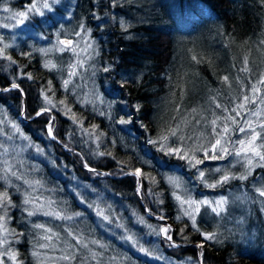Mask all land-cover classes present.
<instances>
[{
  "label": "trees",
  "instance_id": "1",
  "mask_svg": "<svg viewBox=\"0 0 264 264\" xmlns=\"http://www.w3.org/2000/svg\"><path fill=\"white\" fill-rule=\"evenodd\" d=\"M4 1L21 10L32 0L0 3ZM72 2L63 0L54 12L32 17L29 27L19 32L14 45L5 50V55L12 59L0 57V109L33 145L26 156L36 170L32 176L38 179L39 175L54 202L45 211H59L73 218L28 215L29 205L23 202L21 187L0 180V193L7 192L11 201L0 208L11 236L4 244L8 253L0 251V260L3 264H43L33 255L42 250L38 243L42 240L40 243L61 244L63 240L75 244L69 236L72 232L87 241L88 248L77 246V259L71 263L61 261L62 264H139L146 258L126 244L124 238L135 233L144 237L142 218L149 227L163 225L165 221L172 223L170 234L179 246L173 247L164 237H158L160 251L168 258L190 259L200 264H264V218L260 209L264 197L252 186L264 181V167H253L246 180L231 179L212 188L198 179L199 171L205 173L208 183L206 166L231 162L235 155L213 160L204 159L203 151L197 152L204 163L193 168L149 142L186 119L190 123L181 127L184 136L192 137L187 144L203 143L210 148L215 139L210 121L217 116H235L216 104L231 110L245 95L252 97L254 103H249L236 117L238 125L227 122L231 129V143L227 146L232 148L236 144L233 138L241 134L238 126L247 127L246 119L264 134L258 127L264 123V85L258 84L264 74V0ZM69 8L72 12L65 20ZM62 22L72 27L83 24L95 42L97 93L93 104L70 86L67 90L63 87L71 59L67 52L49 55L57 65L55 69L44 66L41 51L53 46L54 31ZM105 67L108 72L103 71ZM245 67L250 71L245 72ZM27 73L33 78L28 79ZM225 76L229 78L228 84L223 82ZM14 82L18 89L11 88ZM49 82L52 91H48ZM254 86L260 88L255 95L251 91ZM45 94L54 102L65 100L79 122L74 123L71 113L65 114L64 106L59 104L51 112L37 115L50 107L44 101ZM256 111L261 115L251 114ZM121 119L130 123L121 124ZM50 122L57 141L47 136ZM92 125L98 126L97 134H104L98 142L95 135L90 137L85 131L91 132ZM169 144L180 146L181 142L171 138ZM37 149L42 150L40 154ZM98 152L111 155L101 156ZM136 168L142 170V177L125 175ZM170 179L177 181L179 187ZM173 193L183 198L222 195L228 200L226 211L217 216L202 207L196 217L200 229L197 231ZM234 193L240 197L238 202ZM101 211L109 216L108 221L98 215ZM160 216L166 219L161 220ZM36 218L44 222V228L34 227ZM44 229H51L52 233ZM204 232L217 233V239L204 240ZM45 235H52V239L45 240ZM200 244L203 248L198 247ZM13 252L15 261L10 256ZM92 252L99 258H109V262L88 260Z\"/></svg>",
  "mask_w": 264,
  "mask_h": 264
},
{
  "label": "snow or ice",
  "instance_id": "2",
  "mask_svg": "<svg viewBox=\"0 0 264 264\" xmlns=\"http://www.w3.org/2000/svg\"><path fill=\"white\" fill-rule=\"evenodd\" d=\"M59 3V0H51V3H49V0H43V8L44 9H49L51 10L52 4ZM4 11H9V9L5 8ZM32 12H39L40 15H43V12L40 11L36 3H32L26 11H20L15 13L11 19L15 20L19 24H23L24 21L28 18L29 13ZM3 27H8V25H3ZM123 27V23H122ZM81 31H77L75 33L76 36H80L82 31H86L85 27L83 24L80 25ZM0 43H3V38L0 37ZM261 43H264V41H261ZM59 44L62 46L59 48V51L63 52L65 50H71L73 52L76 51V42L71 40V39H64V40H59ZM76 45V47H74ZM11 47L9 44H3V47H0V57H3L4 59L11 60V56L5 55V50L7 48ZM88 47L90 48L91 45L89 44ZM87 49H83L82 51H86ZM43 51V50H42ZM22 55H30V53H22ZM89 59H91V56H89ZM193 60H196V57L193 56ZM245 64H247V57H245ZM15 63V61H13ZM82 61L78 62L77 65H70V69H74L77 66L82 65ZM46 68L49 70L55 69L57 67L56 64L52 63L51 61H47L44 65ZM245 72L250 71L249 68L245 67L243 69ZM103 71L108 72L109 68L105 67ZM27 78L32 79V75L30 73H27ZM77 75L76 71H70L69 72V79H66L63 81V87L65 90L68 89V85L71 82V77ZM223 82L225 84L229 83V78L227 76L223 77ZM258 84L264 85V74L261 75V79L258 81ZM51 82H49V89L48 91H52L51 89ZM11 88L13 89H18L19 85L17 83H12ZM10 89H4V91H9ZM22 91V90H21ZM252 93L255 95L256 93L260 92V88L258 87H253L251 89ZM44 101L47 105L50 107H46L41 109L39 112H37V115H41L45 112H51L54 108L57 107V104L63 105L64 106V111L65 114L71 113V119L73 122H79V117L76 116L75 113H72L71 108L67 105L65 100H60L58 102H54L53 99L48 96L47 94L44 95ZM86 102H91V101H86ZM102 102V101H101ZM249 103H254L252 97L250 96H243L241 103H239L235 108H232L229 110L226 107H223L220 104H216L217 108H221L222 111L224 112H234L235 116L229 114L227 116H217L215 119L211 120L210 123L212 125V132L215 136L214 141L210 143V148L206 147L203 143H194L192 145L187 144L188 140H192L191 136H184L183 135V128L181 127V124L184 126H187L190 122L187 121L186 119L182 120L180 124H177L175 127H170L166 129L164 132H162L157 140H151L149 141L152 144L158 145L161 151H164L167 155H173L178 157L179 159L185 160L191 167L196 168L198 165L204 163V159H220L223 160L226 156L228 155H235L236 157L240 158L241 161H243L242 166L245 168V172L241 173L239 176L225 172L220 179H218L215 183L208 184L207 181L205 180V173L203 171H199L198 179H200L202 182L206 183L208 187H217L218 185H222L227 183L231 179H239V180H246L248 179V176L251 175L252 173V168L255 166L259 167H264V134L262 132L257 131L256 127H253V121L251 120H245V123L247 127H240L238 126V130L241 133H249V135L246 136L245 139H240L236 141V145L232 148H229L227 145L231 143L230 138H228V133L231 131L229 124L227 123L228 121H231L232 124H237L238 121L236 119L237 116H241L242 110H244ZM261 103H264V98L261 99ZM137 110H139V105L137 106ZM177 111H179L177 109ZM193 112L196 111V109H192ZM102 115L104 113H101ZM253 116H260L261 112L256 111L251 113ZM199 123V121H196ZM3 121H0V124H2ZM121 124H126L130 123L128 120H123L121 119L119 121ZM223 124L222 127H220V124ZM12 128L14 129V132L18 133L20 132L19 127L16 124L11 125ZM81 127L83 125L81 124ZM97 125H92V131L89 132L87 129L85 131L88 133L90 137L95 135V140L98 142L100 141L101 137L104 135L103 133L97 134L95 132V129H97ZM258 127L262 130H264V123H260ZM217 128H220L219 131H217ZM48 131L49 135L52 136L53 139H55V136L52 135V124L51 122L49 123L48 126ZM0 133H2V130H0ZM23 139H27V137H22ZM171 138H176L181 142L180 146H171L169 144V141ZM8 139H12V136H8ZM259 141V143H258ZM99 147V145H97ZM0 149H2V153L0 155L2 156H7L9 149L6 148L3 144H0ZM38 151H42L40 149H37ZM203 151L204 154V159L199 158L196 153ZM209 152L212 154L209 155ZM98 155L104 156V155H111V153H105V152H98ZM254 161L257 163L254 164ZM122 163V162H121ZM0 164H2V167H0V180H4L8 183H10L9 176L15 177L16 179H21L23 182L27 185H29L30 188H32L33 192L36 191V187H43L41 182L39 180H27L24 179V177L16 170H14V164L10 163L8 159H3L0 160ZM22 166V165H21ZM87 167V165H85ZM126 166V165H125ZM91 171H95L94 169H90ZM121 171L123 172V167L121 168ZM217 171H220V169H217ZM125 175H133L137 177H142L144 173L142 172L141 169L136 168L133 169L129 173H125ZM172 183L174 186L179 187V184L177 181L170 179L169 181ZM256 191L259 193L261 197H264V187L262 188H257ZM175 196V199L180 202L181 208L183 210V214L187 216L191 220V226L192 228L196 229L197 231H200L198 225H197V220H196V215L200 212L201 205H206L211 207V211L216 214L217 216H220L221 213L226 211L225 205L228 203V200L226 197H221L217 201H208V200H202V201H196L193 200L191 197H188L187 199L183 198L181 195H178L176 193H173ZM41 198L38 196H32L31 193H26L25 194V199L24 203L25 204H32L36 205L37 201L40 200ZM237 199H240V197H237ZM11 201L8 199V194L7 192L0 193V208H4L6 204H10ZM45 203L51 206L53 201H45L42 202L38 205L37 210L43 209L45 207ZM160 203H163V201H160ZM188 205V208H184V205ZM214 205V206H213ZM191 209V210H189ZM34 213L29 211L28 215H33ZM44 215H51L55 216L57 219H72V216H65L59 211H45ZM75 215H80L79 213H76ZM98 215H101L104 220L108 221L109 216L104 215V213L98 212ZM3 217H0V221H3ZM159 219L164 220L166 219L164 216H160ZM177 219H180L179 216H177ZM141 222L143 223V220L141 218ZM36 228H44V225H34ZM0 230L7 231L3 223H0ZM46 233H52L51 229H44ZM155 231V230H154ZM183 230H181L182 232ZM171 232V226L166 225L162 226L159 229L158 234H162L166 240L172 243L173 247H178L174 241L173 237L170 234ZM56 235V234H52ZM52 235H45L44 239L45 240H51ZM204 240L206 241H211L217 239V233L215 232H204L202 233ZM69 236L72 237V239L75 241V244H69L68 247L70 249H73V251L67 252L65 255L61 257L62 260L65 261H75L77 259V251L79 246L80 248H88V242L82 239L81 237L76 236L72 232H69ZM57 238H59L57 236ZM126 239L132 240L133 238L131 236H127ZM7 240L6 239H0V245L6 244ZM91 243L96 244L98 243L97 241H91ZM41 247H45L46 245H40ZM103 247V245H101ZM198 247L203 248V244L198 245ZM142 252H145L146 254L151 255L152 253L148 252V250L144 249L141 247L140 249ZM91 251V250H89ZM0 255H3V253H0ZM33 255H37V253H33ZM12 260H16V253H11L10 254ZM97 253L92 252V258L96 259ZM201 256H203V252H201ZM157 259H160V257H157ZM0 264H3V261L0 260Z\"/></svg>",
  "mask_w": 264,
  "mask_h": 264
},
{
  "label": "rangeland",
  "instance_id": "3",
  "mask_svg": "<svg viewBox=\"0 0 264 264\" xmlns=\"http://www.w3.org/2000/svg\"><path fill=\"white\" fill-rule=\"evenodd\" d=\"M62 1L63 0H59V3L52 4L51 10L43 8V0H32L29 4L25 5L21 10H17L11 7L10 5H8L9 1L7 3L6 1L0 3V37H2V33L5 34L4 35L5 39H3V43H0V47H3V44L14 45V41L17 38L19 32L29 27V23L32 17L34 16L42 17L47 12H54L53 10L54 7L57 5H60ZM32 3L37 4L40 11L43 12V15H40L39 12L29 13L28 18L24 21L23 24H19L15 20L11 19V17L15 13L20 12V11H26ZM49 3H51V0H49ZM5 8L9 9V11H4ZM71 12H72L71 8H69L66 12V15H64L63 19L65 20L68 19L70 17ZM3 25H8V27H3ZM77 31H81L79 24L76 25L75 27L74 26L72 27L71 25L69 26L64 25L63 22L59 23L58 28H56L54 31L55 38H54L53 46L51 48H46L41 52L44 53L43 55L44 64L47 61H51L52 63H54L53 58L49 55L53 52L62 53L61 51H59V48L62 47L59 44V40L71 39L75 41L76 45H78V47L74 45V47H76L75 52L71 50L63 51V52H67L71 58L65 69V80L69 79L70 71H76L77 75L71 77V82L68 86H70L71 89L75 91L78 95L91 101L90 103L93 104L94 101L96 100V93H97L96 88H95V83H94V63H95V58L97 55V48H96V45L93 39L90 38L88 31H82L80 36H76L75 33ZM89 44L91 45L90 48L88 47ZM83 49H87V50L82 51ZM89 56H91V59H89ZM80 61L83 62L82 65L77 66L74 69H70L69 67L70 65H77L78 62ZM0 121H3V123L0 124V130H2V133H0V144H3L6 148L9 149L7 156L0 155V160L8 159L10 163L14 164L15 166L14 170H16L18 174L22 175L24 179L39 180L42 184L43 182L39 179V175L37 176L38 179L32 176V172H35L36 170L32 169L31 167L32 162H30L26 157L30 153V150L33 149V145L30 143V139L28 138L27 135H25L21 131L20 127L15 122H13L11 119H9V117H7L6 114H4V111L1 109H0ZM12 124H16L19 127L20 132L18 133L14 132V129L11 126ZM46 132H47L48 138L54 140L52 136L49 135L48 126L46 129ZM52 135H53V126H52ZM247 135H249V133L247 132L241 133L233 139H235V141H238L240 139H245ZM8 136H12V139L11 140L8 139ZM22 137H27V139H23ZM234 146H237V145L235 144ZM2 151L3 150L0 149V153H2ZM37 154H40V151H38ZM242 164H243V161H241L240 158L234 157L231 160V162L229 161L223 164L212 165V166L207 165L206 168L209 169L208 172H209V179H210V180L208 179V184L215 183L218 179H220V177L225 172L232 173V174L239 176L241 173H243L242 171L245 170ZM0 167H2V164H0ZM217 169H220V171H217ZM0 175H2V173H0ZM9 180H10V183L6 181H4V183L7 185L8 184L19 185L22 190L21 193L24 194L23 196L24 199H25L26 193H31L32 196L40 197L41 199L37 201L36 205L28 204L29 205L28 210L33 212L34 213L33 215H36L39 213L44 215V211L47 209L48 204L45 203V207L43 208L44 210L43 209L37 210V208L40 203L48 201V200L50 201L53 200L51 195L47 192V190H45L43 187H36V191L33 192L32 188H30L29 185L25 184L23 180L16 179L15 177H11V176H9ZM138 186L140 187V184H138ZM252 186L256 191L257 188L264 187V181L260 183L256 182L255 184L252 183ZM233 196L235 197V199L239 197L238 193L237 194L234 193ZM221 197H224V196L218 195L215 198L210 197V196H199L197 198H192V197L191 198L196 201H202V200L217 201ZM24 199H23V202H24ZM238 201L239 199H237V202ZM183 207L188 208V205L185 204ZM202 207H207L208 212L212 213L211 207L206 206V205H201V208ZM260 209L262 211V216L264 218V206L260 205ZM0 217L2 216L0 215ZM48 217L52 218L53 216L48 215ZM0 223L4 224L3 221H0ZM140 223L144 227V234L142 235L144 237H141L140 234L138 235L135 233L133 234V236L128 235L133 238L132 240H128L124 238V240L127 241L125 242L126 244L128 243L133 248H136L137 252L146 258L143 260L141 259L139 264H200L199 262H194L190 259H180V260L171 259V258L164 256V254L160 251L158 237L159 236L164 237V236L162 234H158L159 229L162 226L170 225L171 230H172L173 229L172 223H170L169 221H165L163 225H160V226L156 225V227H149L146 225V222H143V223L140 222ZM34 224L44 225V222H42L40 218H36V221ZM0 231H1L0 239H6V240H8V238L11 239V236L7 231H3V230H0ZM40 242L38 243L37 246L39 247V249H42V250H39L36 253L40 261L43 262V264H62L61 261H65V260H62L61 257L65 255L67 252L71 251V249L69 250V247H68L69 244L63 240H61V244H59L58 242H49V243H47V241H44L42 243ZM40 245H46V246L45 248H42ZM141 247L148 250V252L152 254L149 255V254H146L145 252H142L140 250ZM5 248L7 247L4 244L0 245V251L8 253V249H5ZM157 257H160V259H157ZM90 259H93V258H89L88 260ZM95 260L98 261L99 263H102L104 261L106 263L109 262V258L103 257L102 255L100 256V258L96 256ZM65 262L71 263L69 261H65ZM15 264H19V263L15 261ZM251 264H254V263H251Z\"/></svg>",
  "mask_w": 264,
  "mask_h": 264
},
{
  "label": "water",
  "instance_id": "4",
  "mask_svg": "<svg viewBox=\"0 0 264 264\" xmlns=\"http://www.w3.org/2000/svg\"><path fill=\"white\" fill-rule=\"evenodd\" d=\"M137 178V176H135Z\"/></svg>",
  "mask_w": 264,
  "mask_h": 264
}]
</instances>
